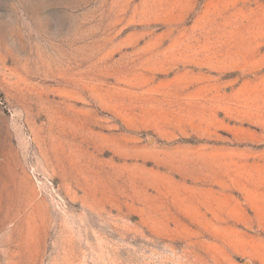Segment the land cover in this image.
<instances>
[{
    "label": "rangeland",
    "instance_id": "rangeland-1",
    "mask_svg": "<svg viewBox=\"0 0 264 264\" xmlns=\"http://www.w3.org/2000/svg\"><path fill=\"white\" fill-rule=\"evenodd\" d=\"M264 264V0H0V264Z\"/></svg>",
    "mask_w": 264,
    "mask_h": 264
},
{
    "label": "water",
    "instance_id": "water-1",
    "mask_svg": "<svg viewBox=\"0 0 264 264\" xmlns=\"http://www.w3.org/2000/svg\"><path fill=\"white\" fill-rule=\"evenodd\" d=\"M245 264H248V262H245Z\"/></svg>",
    "mask_w": 264,
    "mask_h": 264
}]
</instances>
